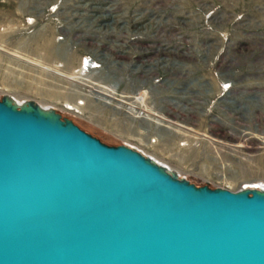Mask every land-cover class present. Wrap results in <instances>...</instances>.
Segmentation results:
<instances>
[{"label":"rangeland","instance_id":"obj_1","mask_svg":"<svg viewBox=\"0 0 264 264\" xmlns=\"http://www.w3.org/2000/svg\"><path fill=\"white\" fill-rule=\"evenodd\" d=\"M4 96L196 186L264 189V0H0Z\"/></svg>","mask_w":264,"mask_h":264},{"label":"water","instance_id":"obj_2","mask_svg":"<svg viewBox=\"0 0 264 264\" xmlns=\"http://www.w3.org/2000/svg\"><path fill=\"white\" fill-rule=\"evenodd\" d=\"M0 264H264V189L196 186L4 96Z\"/></svg>","mask_w":264,"mask_h":264},{"label":"bare ground","instance_id":"obj_3","mask_svg":"<svg viewBox=\"0 0 264 264\" xmlns=\"http://www.w3.org/2000/svg\"><path fill=\"white\" fill-rule=\"evenodd\" d=\"M169 53V55L170 54H174V56H175V52L174 51H169L168 52ZM166 58V57H165ZM159 59H161V58H159ZM146 71V70H145ZM12 97V96H11ZM102 98H105V97H102ZM108 98V97H107ZM106 99V98H105ZM113 100V98H110V101H112ZM152 109V108H151ZM149 111H151L150 109H149ZM141 112L139 111V112H137L136 114H135V116H138V117H141V119H143L144 120V118H147L148 120H150V119H152L151 117H150V115H149V113L147 112V113H144L143 112V114H140ZM146 115H149L148 117H145ZM251 187H255V186H251Z\"/></svg>","mask_w":264,"mask_h":264},{"label":"built area","instance_id":"obj_4","mask_svg":"<svg viewBox=\"0 0 264 264\" xmlns=\"http://www.w3.org/2000/svg\"><path fill=\"white\" fill-rule=\"evenodd\" d=\"M141 114V113H140ZM258 189H261V188H258Z\"/></svg>","mask_w":264,"mask_h":264}]
</instances>
